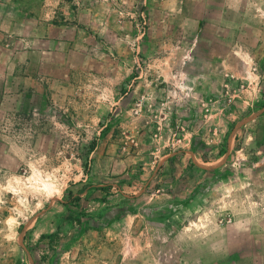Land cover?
<instances>
[{"label": "rangeland", "instance_id": "1", "mask_svg": "<svg viewBox=\"0 0 264 264\" xmlns=\"http://www.w3.org/2000/svg\"><path fill=\"white\" fill-rule=\"evenodd\" d=\"M165 2L0 0V264H217L252 241L224 223L264 202V62L200 57L226 48Z\"/></svg>", "mask_w": 264, "mask_h": 264}, {"label": "crops", "instance_id": "2", "mask_svg": "<svg viewBox=\"0 0 264 264\" xmlns=\"http://www.w3.org/2000/svg\"><path fill=\"white\" fill-rule=\"evenodd\" d=\"M189 1L166 0L159 9L167 10L166 16L174 11L184 18V22H192V25L197 28L195 32L197 41L207 36L208 42L224 44L226 48L221 55L208 51L200 57L218 60L229 52L230 57L235 58L232 52H238V49H241L245 50L249 58L262 59L264 62V0H194L198 2H194L193 6L199 10L191 14L188 13ZM156 11L159 12L157 9ZM164 20L165 16L161 14L159 22ZM223 36L230 38L224 40ZM24 90L29 92V88H23L22 91ZM30 90L33 91L31 88ZM227 152L226 150L224 154ZM217 158L206 160L190 151L186 154L187 160L184 165L186 168L193 167V170L205 172L208 166H217ZM240 181L254 188V181L250 179ZM252 192L254 193V189ZM254 198L252 197V201L245 206L242 205L240 209H232L231 222L224 223L231 234L242 236L243 240L252 239V241L238 244V247L234 248L226 246L225 260L222 259L217 264H264V202L256 204ZM220 249L223 251V246Z\"/></svg>", "mask_w": 264, "mask_h": 264}]
</instances>
